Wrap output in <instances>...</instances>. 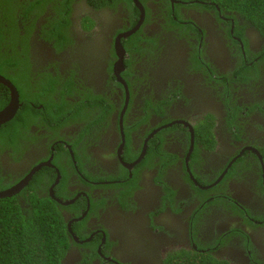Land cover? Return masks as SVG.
<instances>
[{"label": "flooded vegetation", "instance_id": "flooded-vegetation-1", "mask_svg": "<svg viewBox=\"0 0 264 264\" xmlns=\"http://www.w3.org/2000/svg\"><path fill=\"white\" fill-rule=\"evenodd\" d=\"M80 1L92 5L86 29L72 35L60 27L49 40L42 29L58 22L64 8L72 16ZM103 1L20 0L10 14L21 18V34L30 33L16 50L40 61L29 98L37 92L48 100L54 87L56 107L64 111L59 122L55 115L50 121L43 105H33L40 112L24 114V136L0 132V192L22 185L9 197L25 211L27 186L57 202L69 234L63 264H264V66L259 80L239 82L234 75L239 61H260L264 38L249 26L245 46L234 20L185 1ZM30 10L39 13L23 19ZM135 29L142 41L127 52L125 39ZM10 51L0 49V68L17 75ZM83 80L95 81L92 89L113 100L129 99L127 123L143 121L137 130L148 131L143 145L135 134V149L125 148L117 104L109 120L103 104L97 122L87 114L91 129L70 119L86 107L82 98L90 90ZM4 99L0 93V110L10 102ZM234 105L240 111L230 122ZM206 113L214 119L200 126ZM155 135L171 157L164 165L158 155L151 159L155 167L139 165Z\"/></svg>", "mask_w": 264, "mask_h": 264}, {"label": "trees", "instance_id": "trees-1", "mask_svg": "<svg viewBox=\"0 0 264 264\" xmlns=\"http://www.w3.org/2000/svg\"><path fill=\"white\" fill-rule=\"evenodd\" d=\"M180 1L187 2L186 7L188 8L192 7L198 9H212L215 11L217 16L219 13H221L223 16L234 20V34L238 36L245 46H247V43H250L249 38L245 36V30L249 26L257 30L264 38V0ZM19 2L20 0H0V49L7 47L9 50H11L7 53L8 59L13 61L18 72L17 75H12L10 73L4 72L0 68V74L6 78H9L13 85L18 89L20 101L22 102L21 107L11 120L12 122L10 123L9 121L6 124L0 125V132L13 131L19 137H21L24 136L25 132L29 129L28 125L23 121L24 114L30 109L36 114L40 112V109L36 110L34 107H32L33 105H36L37 107L43 105V107L47 110V119L53 121L55 115L56 122H59L63 114L64 107H56L58 102L55 100V96L58 94V92L54 87L50 88L52 98L48 100H46L37 92L35 93V97L29 98V88L32 90V83L36 84V77L38 73L37 69L40 67V61L35 60L34 62L30 58H23L20 56L19 51L16 50L18 41L23 42V44H27L29 43L28 37L30 36V33L25 35L21 34L20 30L17 28L21 18H19V16H10L12 12H16L19 7H22L19 5ZM103 2H106L111 6L110 0H104ZM62 11L59 14H61ZM38 13L39 12L30 10L23 19L35 17V15H38ZM176 16L178 21L184 20L182 19L183 16L181 12L176 11ZM56 19L50 21V23L47 24L49 29H42L49 40L53 39V36L58 32L61 26L68 27L71 25V20L69 17L59 15L58 22ZM218 19L220 20L219 17ZM240 21L244 22L245 24L240 25ZM53 22H57V25L55 26ZM31 26L33 27L34 24L32 23ZM230 30L231 23L228 25L227 31L230 32ZM234 43L239 47V43ZM125 44L127 47L135 46V44L130 40H126ZM24 51L26 54L28 48L25 47ZM259 60L260 61L258 63H256L254 58L248 59L247 62L243 64L241 61L238 62L234 71V75L238 77L239 82H247L249 81L250 77H255L257 80L261 78V73L258 68L261 64V66H264V53L260 55ZM36 63L39 64L37 65ZM0 65L2 64L0 63ZM252 69H257L258 73ZM39 75L40 73H38V77ZM42 75L45 77L43 73ZM48 78L52 84L58 83L56 77L50 73H48ZM37 85H39L38 81ZM6 90L9 95H4ZM0 91L2 96L5 98L3 100L4 103H7L10 99L9 89L0 83ZM177 91L178 89H175L172 94ZM99 96L100 94H96L93 96V98L95 99ZM80 97H82V95ZM84 103H86V100L83 101V104ZM96 103L102 104L98 100H95V102L88 101V104L93 110L98 109ZM147 103L153 106L157 105L156 102L152 100H147ZM148 109H150V107H148ZM239 111L240 108L234 105L228 114V120L230 122L236 121ZM80 114L81 112L75 109L70 116V119L74 120V116H77L79 121H82V119L79 118ZM212 119H214V116L212 114L206 113L204 118L199 121V123H202L200 126L203 124L209 126L208 123H211ZM139 121L140 122L135 123L132 128H130L128 125L124 127L127 144L134 149L136 144L133 140V137L135 134H137V130L143 122L141 120ZM20 125L24 127V131L22 132L20 130ZM83 125L86 126L87 129L95 127L88 124V122L84 123ZM174 127L180 128L179 124H175ZM147 134L148 131H145L144 136L147 137ZM14 143L17 145L19 142L15 141ZM155 155H158L161 158V161L157 162V164L161 163L163 165L165 163L164 160H167L171 157L168 150H166L163 145L160 149L159 138L157 135H155L154 138H152V140L149 142L146 158L142 160L139 165L146 163V165H149L150 167H155L156 162H153V164L151 163V159ZM61 173H65V170L61 169ZM26 189L27 194L24 196V198L29 201V207L26 211L24 209L20 210L18 206L19 204L13 202L11 197L0 199V264H63V260L66 255V249L68 250L69 247V234L65 226L64 218L59 213L60 211L57 208V202L50 196L44 195L43 192H37L28 186L24 190Z\"/></svg>", "mask_w": 264, "mask_h": 264}, {"label": "clouds", "instance_id": "clouds-1", "mask_svg": "<svg viewBox=\"0 0 264 264\" xmlns=\"http://www.w3.org/2000/svg\"><path fill=\"white\" fill-rule=\"evenodd\" d=\"M137 1L139 3L138 5H140L139 0H137ZM91 2H92L93 5H96V4L99 3V2H94V1H91ZM88 7H92V5L89 4V3H87V2H85V1H80L79 3L77 2V4L75 5V11H74V13H72V16H71V14H68L67 13L66 9H64L60 15L65 16V17H69L70 20H71V25L68 26V27L61 26V28L64 29V30H66V31L72 32V35L73 34L76 35L78 32L84 31L82 29H86V18H87V16H92V12L90 10H87ZM72 10H73V6H72ZM78 14H80L79 17L81 19V24L76 22V15H78ZM140 23H141V21H140ZM72 24H75L76 25L77 31L73 29ZM136 31H137L136 29L134 31H132L131 34H133V33L134 34L131 35L128 39H125V40H130L134 44H136L137 42H141L142 41V36L138 32H136ZM123 47L125 48L124 44H123ZM133 47L134 46H128V47L126 46L125 50H127V52L128 51L130 52V50H132ZM83 82H84L83 84H87V85H89L91 87V92H92V95L93 96L96 95V94H100V96L97 97V98H95V99L98 100L99 102H101L102 104L106 105L107 103L111 102L113 104V107L114 108H115V105L116 104L118 105V107L120 105H126V106H128L129 99H127L125 101H119V99L116 98L115 100H113V97L112 96L109 99H107L106 98V95L101 94V93H98L96 90L92 89V88H95L96 87L95 81H91V82L83 81ZM84 100H87V97L86 96H84L82 98V101H84ZM85 105H86V107H84V111H83L82 116H81L82 122H85V123L86 122H90V120L87 118V114L90 115V118L92 120H94L95 122H97L99 120L98 116L100 115V112H98L97 110H93L92 107L88 104V102L85 103ZM120 116H122L121 113H120ZM41 168H42V166H39L38 167L37 173L40 171Z\"/></svg>", "mask_w": 264, "mask_h": 264}, {"label": "bare ground", "instance_id": "bare-ground-1", "mask_svg": "<svg viewBox=\"0 0 264 264\" xmlns=\"http://www.w3.org/2000/svg\"><path fill=\"white\" fill-rule=\"evenodd\" d=\"M204 4V3H203ZM143 12H145V9H141ZM73 25V24H72ZM130 32V31H129ZM130 33H132V32H130ZM2 77H4L5 79H7V80H9L8 78H6L5 76H3L2 74H0ZM10 81V80H9ZM1 84H3V83H1ZM5 87H7L5 84H3ZM8 88V87H7ZM9 89V88H8ZM91 89V87L88 85V90H90ZM10 91V90H9ZM19 98H20V95H19ZM106 98L107 99H109V96L108 95H106ZM10 99H11V96H10ZM118 99H119V101H125V100H127L128 98H126V97H124V96H118ZM87 100L88 101H94L95 102V100L96 99H94L93 98V95H92V92L90 91V93H89V95H87ZM97 104V103H96ZM21 105H22V103H21ZM21 105H20V107H21ZM97 106H99V104H97ZM7 107V106H6ZM6 107H4L3 109H1L0 111H2V110H4ZM19 107V108H20ZM102 110L104 109H106L109 113L107 114V115H104L108 120L113 116V114H114V112H115V108L113 107V104L111 103V102H109V103H107L106 105H102V108H101ZM132 109H133V107L132 106H126V105H120L119 107H118V109H117V111L119 112V113H121L122 114V116L121 117H119V118H117V121H121V123H122V126L123 127H125L126 125H128L130 128H132L133 127V124H131V123H127V121H128V116L126 115V113H128V112H131L132 111ZM97 111H99V108L97 109ZM89 119V118H88ZM108 125H110V126H114V127H116V126H118V124L117 123H112V122H110V121H108ZM136 135H139V137H140V140L138 139V141H139V144L140 145H143L144 143H145V141H146V138L147 137H145L144 135H141V134H138V132H137V134ZM125 137H126V135H125V131L123 130V141H124V144H125V148L127 149L128 147H130L128 144H127V142H126V140H125ZM127 151H128V149H127ZM141 160V159H140ZM128 167L130 168V166L128 165Z\"/></svg>", "mask_w": 264, "mask_h": 264}, {"label": "water", "instance_id": "water-1", "mask_svg": "<svg viewBox=\"0 0 264 264\" xmlns=\"http://www.w3.org/2000/svg\"><path fill=\"white\" fill-rule=\"evenodd\" d=\"M137 5L139 4L137 0H135ZM0 83L5 84L9 90H10V102L7 105V107L0 111V125L5 124L9 121L12 120V118L16 115L21 102H20V98H19V93L17 88L11 83V81L5 79L4 77H2L0 75ZM142 159V157L140 158ZM140 161V160H139ZM48 166H50L49 162L47 163ZM22 187V185H17L14 188L6 191V192H0V199H3L5 197H9L10 195H12L13 193H16L20 190V188Z\"/></svg>", "mask_w": 264, "mask_h": 264}, {"label": "rangeland", "instance_id": "rangeland-1", "mask_svg": "<svg viewBox=\"0 0 264 264\" xmlns=\"http://www.w3.org/2000/svg\"><path fill=\"white\" fill-rule=\"evenodd\" d=\"M33 1H35V0H33Z\"/></svg>", "mask_w": 264, "mask_h": 264}]
</instances>
